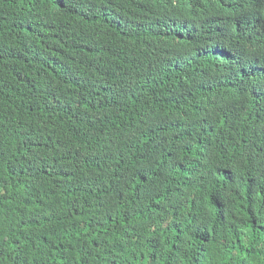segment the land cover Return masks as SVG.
Wrapping results in <instances>:
<instances>
[{"label":"trees","instance_id":"trees-1","mask_svg":"<svg viewBox=\"0 0 264 264\" xmlns=\"http://www.w3.org/2000/svg\"><path fill=\"white\" fill-rule=\"evenodd\" d=\"M0 264H264V0H0Z\"/></svg>","mask_w":264,"mask_h":264}]
</instances>
